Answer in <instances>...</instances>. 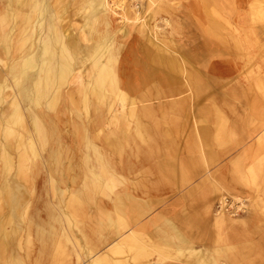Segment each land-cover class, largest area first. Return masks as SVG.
Segmentation results:
<instances>
[{
	"label": "rangeland",
	"instance_id": "1",
	"mask_svg": "<svg viewBox=\"0 0 264 264\" xmlns=\"http://www.w3.org/2000/svg\"><path fill=\"white\" fill-rule=\"evenodd\" d=\"M82 1L85 2L62 0L67 4L62 23L72 40L89 46L94 40L84 39L87 32L83 34L80 30ZM107 2L111 29L121 35L118 39L124 45L120 67L122 79L137 87L136 92L130 93L132 96L150 95L153 109L150 115H142L143 136L135 132L134 136L123 132L111 134L106 129L108 139L104 132L103 142L97 141L104 153H111L123 181L114 188L111 199L103 194L98 198L106 203L114 202L118 195L124 200L129 197L134 200L138 209L127 216L149 255L143 258L145 263L157 264L158 258L160 264L188 262L186 253L177 250L182 244L168 226L171 220L182 235L198 243L197 246L209 248L217 259L226 261L232 256V263L264 264V0ZM255 8L263 14L261 19H252L251 12ZM243 15L248 16L246 21ZM252 22L260 30H252ZM232 27L257 32L263 41L261 65L254 62V52L250 55L251 65L239 58L240 43H236L230 34ZM149 39L157 44L164 41L170 48L168 55L180 61L182 57L192 79L188 81L187 74H181V71L172 74L166 64L158 63L155 60L157 45ZM228 60L230 63H226ZM219 65L221 72L215 69ZM142 76H145V84L143 79L140 80ZM258 79L260 87L256 84ZM197 81L205 86L201 90L190 88L188 84ZM159 93L166 96L160 100L157 98ZM172 102L179 108L170 109L168 106ZM64 131L70 138L62 140L66 151L60 169L54 171V179L59 187L67 189L64 195L67 199L72 190L80 189L83 184L86 150L84 142L73 137L74 130L67 127ZM94 133L91 129L90 135ZM48 154V150L44 152L45 160ZM127 159L132 170L127 169ZM253 166L259 177L255 187H249L243 184L241 175ZM45 169L43 164L44 174ZM42 177L37 180L34 195L30 192L28 197L26 189L23 190L29 201H23L22 210L30 205L31 213L40 203V196L48 198L58 208L60 195L50 185L46 187ZM21 183L28 187L24 181ZM238 197L247 200L244 210L223 212V219L229 221L218 220L220 201L227 198L238 203ZM103 211L93 202L80 220L92 242L100 238L105 240L101 252L124 236L119 237L117 230L127 232L114 212L109 220ZM19 225L9 251L28 264L27 219ZM67 228L84 243L81 230L75 226L69 229L67 225ZM242 255L245 257L236 258ZM139 261L134 263L140 264Z\"/></svg>",
	"mask_w": 264,
	"mask_h": 264
},
{
	"label": "bare ground",
	"instance_id": "2",
	"mask_svg": "<svg viewBox=\"0 0 264 264\" xmlns=\"http://www.w3.org/2000/svg\"><path fill=\"white\" fill-rule=\"evenodd\" d=\"M107 6V0L80 3L83 17L80 30L83 34L87 32L84 39L94 40L91 45L84 46L72 40L63 26L67 4L62 0H0V264H24L10 254L9 245L18 233L19 223L25 219L29 226L25 241L28 264H135L134 261L139 260L140 264H148L143 261L149 255L145 253L139 232L128 221L127 215H133L138 209L134 200L130 197L124 200L118 195L114 202L106 203L98 198L103 194L111 199L114 188L123 181L111 153H104L97 141L103 142L106 129L111 134L123 132L134 136L135 132L143 136L142 115H150L153 109L150 95L132 96L130 93L136 92L137 87L122 79L124 45L118 39L121 35L111 29ZM251 13L253 20L263 17L259 8ZM243 17L246 21L248 16ZM252 27V30H260L253 22ZM229 31L236 43H240L239 58L251 65L250 55L254 52V62L260 64L263 41L257 32H248L244 27H232ZM151 41L157 45L155 60L158 63L166 64L172 74L181 71L187 74L188 81L192 79L182 57L180 61L168 55L170 48L164 41L160 40L162 44ZM228 61L226 63H230ZM228 66L230 71V64ZM215 69L221 72V65ZM138 77L136 74L137 80ZM142 83L145 84L146 79ZM256 84L261 86L259 79ZM188 85L196 90L205 86L200 81ZM163 96L166 95L159 93L157 98L161 100ZM168 107L179 108L175 102ZM67 127L74 130V138L84 142L86 152L83 184L64 199L67 189L55 183L54 171L60 169L64 159L66 149L62 140L70 138L64 131ZM91 129L95 131L93 136ZM105 134L108 139L107 132ZM47 150L49 154L45 160ZM127 163V169L132 170L128 159ZM43 164L46 174L42 172ZM40 176L46 187L50 185L60 195L58 208L48 198L40 196V203L36 202L31 213L30 205L22 210L23 201H29L26 195L29 197L30 192L34 195ZM258 177L255 166L241 175L243 184L249 187H255ZM21 181L28 187L25 188ZM93 202L104 210L109 220L114 212L123 229H127L125 234L122 229L117 230L119 237L124 236L103 252L105 240L100 238L92 242L81 226L80 220ZM223 212L222 209L218 214ZM223 216L216 218L228 222ZM169 221L168 226L181 240L182 245L177 250L186 253V264L232 263V256L231 260L217 259L209 248L197 246L198 243L182 235L174 222ZM67 225L69 229L75 226L81 230L84 243L68 231ZM18 242L21 247V240ZM244 257L236 256L238 259ZM159 262L158 258L156 263Z\"/></svg>",
	"mask_w": 264,
	"mask_h": 264
},
{
	"label": "built area",
	"instance_id": "3",
	"mask_svg": "<svg viewBox=\"0 0 264 264\" xmlns=\"http://www.w3.org/2000/svg\"><path fill=\"white\" fill-rule=\"evenodd\" d=\"M246 201L247 200H244V202H242L241 200L238 201V203H232L230 199H223L220 201V208L221 210L223 209L224 212L226 211H237V210H244V208L246 207ZM234 204H237L236 205V208H230V207H233Z\"/></svg>",
	"mask_w": 264,
	"mask_h": 264
}]
</instances>
